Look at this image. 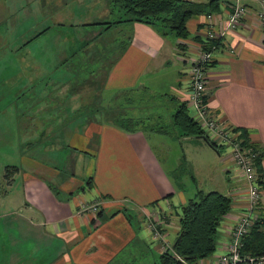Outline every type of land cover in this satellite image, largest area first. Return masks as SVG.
Masks as SVG:
<instances>
[{
    "label": "crops",
    "instance_id": "0c3cea01",
    "mask_svg": "<svg viewBox=\"0 0 264 264\" xmlns=\"http://www.w3.org/2000/svg\"><path fill=\"white\" fill-rule=\"evenodd\" d=\"M225 1L220 0L221 10L213 12L216 22L226 17ZM245 1L249 5L247 16L214 53L208 69L206 101L216 117L247 131L259 147L263 154L259 166L264 196V28L258 17L261 5L256 0ZM9 2L0 0V11L7 10ZM88 2L114 4L115 0ZM40 4L39 10L51 23L41 32L53 31L59 36L62 31L61 40L68 26L65 18L71 19L70 14H65V0H41ZM112 9L115 10L110 5L105 13L112 14ZM39 10L31 8L25 13L31 17ZM97 10L86 13L89 19L107 21L101 19L102 15L91 18L92 11ZM2 16L0 13V19ZM207 22V14L192 17L188 21V39L162 36L141 22L117 26L124 44L113 63H109L107 55L102 59L107 67L104 91L111 95L133 92L139 100L152 105L169 101L166 104L173 106V114L185 102L193 116L188 102L189 58L197 56L200 39L195 37L204 36ZM74 26L69 25L68 34L73 32L76 37L80 30ZM99 28L92 25L83 30L88 33ZM111 30L104 36H114ZM78 41L77 36L74 43L67 44L72 46L71 52L79 50ZM113 44H102L101 48L107 51ZM51 47L53 44L48 46L52 50ZM32 48L30 42L20 46L21 51L29 53L17 60L18 69L12 74L14 80L24 82V87L13 93L0 92V99L15 100L32 94L26 85L34 81V73H27V67L32 65ZM64 48V41L57 43L56 59H51L50 54L46 58L48 63H71L69 69L76 78L80 55L67 60L70 54L66 55ZM59 96L68 101L66 108L62 102L61 107L39 110L40 123H36L35 131L42 143L40 157H46L42 160L31 152L34 120L26 105L14 114L10 108L0 107V264H146L149 255L160 264L165 247L171 249L177 238L181 206L199 190H217L232 198L231 210L219 226L217 249L204 261H214L227 252L232 230L248 205L246 180L229 157L228 147L215 146L204 137L179 136L183 143L201 151L199 159H184L196 183L188 189L185 182L170 174L158 156L148 134L150 128L126 132L109 121L91 118L93 112L83 108L79 93L65 90ZM151 114L149 122L155 121ZM156 120L159 123L161 118ZM9 165L19 170L6 177ZM66 167L71 170L69 174L63 172ZM95 204L100 205L97 214L85 210ZM150 220L158 223L162 238L154 236Z\"/></svg>",
    "mask_w": 264,
    "mask_h": 264
},
{
    "label": "rangeland",
    "instance_id": "374dc122",
    "mask_svg": "<svg viewBox=\"0 0 264 264\" xmlns=\"http://www.w3.org/2000/svg\"><path fill=\"white\" fill-rule=\"evenodd\" d=\"M35 0H11V2L7 3L8 9L5 11H0V13L3 15L2 19H0V92H16V90L20 89V87H24V82L21 84L20 80H14L13 79V72L18 69L17 67V60L22 59L25 54L29 53V50L27 51H21L20 46L30 42L33 44L32 48V65L31 67H27V73L33 72L34 81L31 83V86H28L29 84L26 83L28 87V91H31V95L24 98H16L15 100H9V99H0V107L1 109H11V113L14 114L18 108H21L23 105H26L28 109V113L32 114L33 120L32 121V133H33V139L35 142L33 143L31 152L34 157L39 158L40 160L45 159L46 157H40L43 153L41 151L42 149V143L40 142V139L37 137L35 126L36 123L39 124V118H40V108L43 107H61V103L64 102V107H67V100L62 99L60 95L63 91H71L73 82L78 79V77L75 76L74 73L71 71L70 66L71 63H65L64 65L62 62L60 64H56V62L50 61L48 63V59L46 58L47 55H51V59H56L57 56V50H55L57 43H62L64 41L65 48L63 52L67 55L71 54L72 46L68 45L75 42V38L78 36L79 40L86 39L87 37H91L92 35L96 34L97 31H94L93 29H90L88 32V36H85V27H81L80 25L86 21H92V19H89L88 13L90 10H93L94 8H97L98 10L92 11L91 18L94 16H100L103 17L101 19L103 20H109L113 21L115 19H118L117 16L124 15V11L119 10L120 7L117 3H98L93 4L88 2V0H79L77 2H73L72 0H65V14H70L69 19L67 16L65 18L66 25L65 31L63 32L64 36L63 38L61 32L59 33V36H57V32H47L46 34H40L39 33L45 28V26L50 25V21L46 19L44 16V12L39 10L41 8V0H37V2H34ZM67 1V2H66ZM112 5V8L115 10L112 11V14L105 13L106 9ZM31 8H35L39 11L33 12L31 17H28V15L25 13V10L30 11ZM1 10V9H0ZM11 12V13H10ZM13 12V13H12ZM28 13V12H27ZM12 14V15H10ZM10 15V16H9ZM9 16V17H8ZM86 17V18H85ZM101 17V16H100ZM69 25H78L79 30L76 34V37L73 32H69ZM77 27V26H74ZM87 27V26H86ZM71 31V27H70ZM73 31V30H72ZM76 30H74L75 32ZM112 33H114L115 37L117 36L118 40H113L114 36H103L104 39L99 40L96 44L99 48L102 47V44H113L111 47V50L114 48V51L112 53H109L111 56L110 59L107 58L109 63H113L117 56L120 53L121 47L124 43H122V40L124 38L120 37V32L116 27H113L111 30ZM120 37V38H119ZM34 38V39H33ZM81 38V39H80ZM33 39V40H32ZM62 39H64L62 41ZM60 40V41H59ZM105 40V41H104ZM59 41V42H58ZM125 42V41H124ZM122 43V44H121ZM53 47L52 50L49 49L50 45ZM68 44V45H67ZM13 50H9L8 47ZM49 46V48H48ZM91 45H89L90 47ZM107 46V45H106ZM87 47L86 49H88ZM61 49V46H59ZM71 50H70V49ZM54 49V50H53ZM105 50L104 47L101 48V50ZM110 49V48H109ZM74 50V49H73ZM88 52V50L86 51ZM92 52V48L88 53ZM59 53H61V50H59ZM87 53V54H88ZM92 54V53H91ZM52 55H54L52 57ZM99 57V56H98ZM74 57L73 59H75ZM29 59V57H28ZM103 59V58H102ZM97 60V67L99 73H101V76L96 82L93 77H90L85 84L83 83H77L75 88L72 90L76 93H79L83 100V108L90 109L91 112L96 109L97 113L91 114V118L94 117L96 121H109L110 117L104 114L107 108L104 106H108V104H117L118 102H123V106L127 107L129 113L134 115H140V116H148L149 113H152L150 116H152L151 119H155V121L150 122L148 125H146L147 128L154 127L157 129H163L165 132L159 133L154 130H149L148 134L151 138L152 145L154 146V149L156 150L158 156L162 160L165 167L170 171V174L175 177L177 180L183 181L186 183L187 188L191 189L194 188L196 183L193 182L192 174L189 169H187V165L185 164L184 159L187 161L188 157L193 158L194 156H197L195 159H199V154L201 151L198 148H191V146L187 145V143H183L184 140H182L179 136L181 134V130L179 127L173 124L172 121V112L174 111L173 106L170 107L169 101H167L169 104H166V101L157 102L156 105L147 104L143 102V100H139L136 93L133 92H118L114 95H111L109 91H104V78H105V72H106V65L105 61ZM102 62L99 63V62ZM5 62V63H4ZM107 63V62H106ZM73 65V64H72ZM79 70V69H78ZM48 72V75H45L44 72ZM46 72V73H47ZM6 79H8L6 81ZM21 81L25 80V77H20ZM74 79V80H73ZM79 80V79H78ZM80 81V80H79ZM72 82V83H70ZM70 83V84H69ZM76 83V82H74ZM64 85V86H63ZM112 96V97H111ZM111 97V98H109ZM128 97V98H127ZM13 101V102H12ZM10 102H12L10 104ZM113 102V103H112ZM117 102V103H115ZM128 102H131L132 104H129ZM14 109V110H13ZM103 112V114L98 113ZM146 113V114H145ZM159 123H156V119H160ZM3 118V115H1ZM38 120V121H37ZM13 124V122H12ZM29 128V127H28ZM30 134V132H29ZM39 139V140H36ZM33 140V141H34ZM192 152L195 153V155L192 154ZM81 168L78 170L80 171ZM64 173L69 174L71 170L69 171L66 168L63 169ZM194 175L196 176L197 172H194ZM151 221V220H150ZM158 224V223H157ZM158 226V225H157ZM151 229V227H150ZM158 229L161 233L162 230ZM163 236V234H162ZM218 238V237H217ZM146 264H158L156 259L151 258L149 255Z\"/></svg>",
    "mask_w": 264,
    "mask_h": 264
},
{
    "label": "trees",
    "instance_id": "16d2710c",
    "mask_svg": "<svg viewBox=\"0 0 264 264\" xmlns=\"http://www.w3.org/2000/svg\"><path fill=\"white\" fill-rule=\"evenodd\" d=\"M115 3L119 5V10L122 9L124 11V15L118 17V19L113 21L84 22L80 25L85 28L92 25H99L100 28L91 37L79 40V50L72 51L67 59H72L78 53L80 55L79 71L76 73L80 81L77 79L74 81L76 83L73 82L72 90L77 83L81 82L85 84L91 79L90 77H95L92 80L98 82L101 73L95 67L97 66L95 65V61L100 60V58L102 59L105 55L108 58L109 53H112L114 48L112 49L113 51L111 49L107 51L101 50L95 43L104 39L103 36L109 29L123 23L141 22L153 27L162 36L172 34L178 38L188 39L191 36L188 29V21L192 17L219 12L221 10L220 0H209L207 2L193 0H115ZM85 33V36H88L87 31ZM195 38L200 39L201 43L204 42L202 36L197 35ZM113 40L117 41L118 38L113 37ZM89 45L91 46L89 47ZM219 46L220 43H218ZM87 47L89 48L86 49ZM178 47L185 49L183 48V44H178ZM91 48L92 52L88 53ZM87 50L88 52H86ZM128 103L132 104L131 102ZM122 104L123 102L121 101L117 104L110 105L109 103L108 106H104L108 109L104 114L106 113L110 117L109 122L119 126L126 132L134 133L144 131L142 129L150 123V117L146 116L145 118V116L131 114L127 110L128 108ZM93 113H97L96 109L93 110ZM98 113L103 114V112L99 111ZM172 117L173 124L181 130V136L204 137L211 144L217 146L206 134L202 125L190 115L185 102L179 104ZM150 129L159 133L167 132L154 127H150ZM242 135L246 137V140H249L247 131L242 130ZM253 145L259 150L256 144L253 143ZM262 156L263 154L260 151V156L257 160L259 172L261 171L259 165ZM18 170V166H6V177ZM260 182L262 183L261 178ZM231 207L232 198L229 195L217 190L209 192L199 190L196 196L181 206L180 229L177 238L173 247L162 253L160 264H197L212 256L217 249L219 226L231 210ZM242 243L241 253L244 257L243 264H250L249 258L251 257L257 258L264 255V217L256 221L251 230L243 237Z\"/></svg>",
    "mask_w": 264,
    "mask_h": 264
},
{
    "label": "built area",
    "instance_id": "2783aa9c",
    "mask_svg": "<svg viewBox=\"0 0 264 264\" xmlns=\"http://www.w3.org/2000/svg\"><path fill=\"white\" fill-rule=\"evenodd\" d=\"M256 1L261 5L258 17L264 28V0ZM225 6L227 14L221 23L216 22L213 13L207 14L208 22L205 25L204 36H202L204 42H199L197 56L189 58L190 94L188 102L194 110V119L202 125L209 138L217 145L228 147L229 157L239 167L246 180L248 205L232 230L227 252L214 261H200L197 264H243L242 239L256 221L264 217V196L257 163L260 150L255 148L250 138L246 140L241 129L232 127L216 117L206 101L208 69L213 62L215 51L219 48L218 43L221 44L230 32L237 30L249 12V5L245 0H226ZM85 210L97 214L100 211V205L95 204ZM157 225L151 220L149 227L156 238H162ZM165 248L168 249V246ZM249 261L250 264H264V255L257 258L251 257Z\"/></svg>",
    "mask_w": 264,
    "mask_h": 264
}]
</instances>
